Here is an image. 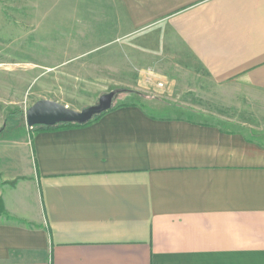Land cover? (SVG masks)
<instances>
[{
    "label": "crops",
    "instance_id": "crops-1",
    "mask_svg": "<svg viewBox=\"0 0 264 264\" xmlns=\"http://www.w3.org/2000/svg\"><path fill=\"white\" fill-rule=\"evenodd\" d=\"M83 1L140 75L264 95V0ZM131 96L83 127L0 133V264H264V141Z\"/></svg>",
    "mask_w": 264,
    "mask_h": 264
},
{
    "label": "rangeland",
    "instance_id": "rangeland-1",
    "mask_svg": "<svg viewBox=\"0 0 264 264\" xmlns=\"http://www.w3.org/2000/svg\"><path fill=\"white\" fill-rule=\"evenodd\" d=\"M102 17L83 0H0V129L5 122L4 131L26 127V110L40 100L81 111L123 89L114 104L136 94L151 111L169 108L196 118L205 112L264 141V95L213 86L182 69L140 75Z\"/></svg>",
    "mask_w": 264,
    "mask_h": 264
},
{
    "label": "water",
    "instance_id": "water-1",
    "mask_svg": "<svg viewBox=\"0 0 264 264\" xmlns=\"http://www.w3.org/2000/svg\"><path fill=\"white\" fill-rule=\"evenodd\" d=\"M126 90H114L99 97L95 105L86 107L81 111H75L55 101L40 100L35 102L25 112V124L27 128L52 127L58 124L74 123L83 125L93 119L95 115L112 109L114 101L119 94Z\"/></svg>",
    "mask_w": 264,
    "mask_h": 264
},
{
    "label": "trees",
    "instance_id": "trees-1",
    "mask_svg": "<svg viewBox=\"0 0 264 264\" xmlns=\"http://www.w3.org/2000/svg\"><path fill=\"white\" fill-rule=\"evenodd\" d=\"M113 108V107H112ZM111 110V109H110ZM109 111V110H108ZM107 112V111H106ZM106 112H103L101 114H98V115H95L93 117V119L91 121H89L88 123L86 124H83V125H79V124H74V123H68V124H58V125H55V126H52V127H42V126H39V127H34L36 130L38 131H54V130H58V129H68V128H73V127H83L89 123H91L92 121H95L97 120L98 118H100L103 114H105ZM8 122H5L3 124V128L0 129V133H2L4 131V128L6 127V124ZM32 128V129H34Z\"/></svg>",
    "mask_w": 264,
    "mask_h": 264
},
{
    "label": "built area",
    "instance_id": "built-area-1",
    "mask_svg": "<svg viewBox=\"0 0 264 264\" xmlns=\"http://www.w3.org/2000/svg\"><path fill=\"white\" fill-rule=\"evenodd\" d=\"M160 86V85H159ZM28 129H31V128H28Z\"/></svg>",
    "mask_w": 264,
    "mask_h": 264
}]
</instances>
